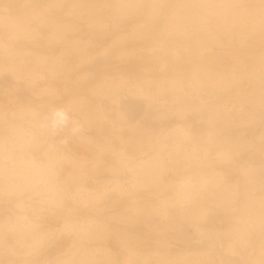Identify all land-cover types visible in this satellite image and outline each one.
<instances>
[{
  "label": "bare ground",
  "instance_id": "6f19581e",
  "mask_svg": "<svg viewBox=\"0 0 264 264\" xmlns=\"http://www.w3.org/2000/svg\"><path fill=\"white\" fill-rule=\"evenodd\" d=\"M129 55L144 74L119 69ZM0 93L2 201L77 215L78 241L115 236L123 254L106 263L264 264V0H0ZM57 108L70 122L46 140ZM71 136L111 158L97 190L78 184L81 161L58 177ZM110 195L125 212L79 211ZM0 217L20 248L48 224Z\"/></svg>",
  "mask_w": 264,
  "mask_h": 264
},
{
  "label": "rangeland",
  "instance_id": "374dc122",
  "mask_svg": "<svg viewBox=\"0 0 264 264\" xmlns=\"http://www.w3.org/2000/svg\"><path fill=\"white\" fill-rule=\"evenodd\" d=\"M123 62L124 63L119 64L117 66L120 67L119 69L124 70L125 73H127L128 75L130 73L134 76H140L144 74L143 61L139 62L142 68L140 71L137 72H134V69L130 67V63L136 62L134 59H131L130 55L126 56L123 59ZM109 69L110 67H106L103 69H98L96 70V72L99 74L101 71H106ZM95 81L96 79L93 80V82ZM10 96H13V93H11ZM8 108L9 104L6 101V97L2 93H0L1 123L3 115L5 114ZM25 114H29V112L26 111ZM185 120L186 119L182 120V122H184ZM176 121L177 120H174V122ZM0 126V137L4 139H12L10 134H7L5 128H2V124H0ZM75 126L76 130L87 132L90 129L89 127H91L92 125L88 126L86 124H83V122H79L78 125ZM60 131L61 129L53 130L49 133L46 140H55L57 136H63ZM66 140V145L72 147L75 156L71 159L64 158L58 161L57 166L59 179L64 181L67 173L70 171V166L72 162L81 161V171L84 174L85 180L78 184L84 189H86V192L90 189L93 190L94 188L95 190H97L100 182L104 181V179H107L108 177H111V174L108 173L111 168V158L105 157L104 159V157L102 156H94L92 154H89V149L86 144L81 142L76 137L71 136ZM43 145H40L37 150ZM30 153L38 160V154L36 155V153L32 152L31 150ZM219 168L225 171V173H227V169L226 167H224V165H220ZM0 193V195L3 194V192ZM25 194L27 195L20 196L21 199L27 200V196L33 195L34 192L31 193V191H26ZM114 197L115 195H110L109 199H105L104 201L97 203L96 207H91V204L89 203H82L81 205L79 204V211L83 214H89L93 216L95 215V217L105 222L109 220V214L114 213L117 215L119 213L125 212V201H113ZM64 207L68 208L70 206L67 204L64 205ZM4 211H13L18 215H28L32 224H38V222H48V224H50H41L40 229L44 231V234H41L40 236H38L37 234L33 237H26L25 244L20 248L18 242H15V239L12 237V235L10 233L5 232L7 224H4V219L0 217V227H2L3 229L1 235L4 238L0 241V248H2L3 251L0 252V264H6L7 260L12 262V264H25L22 262L23 260H25L26 262H30L27 264H115L113 262L106 263L105 261L107 259H110L111 261L118 260L123 254L122 249L120 248L118 243H116L112 239V237L115 236H111L110 239L104 242L98 240H75L72 232H67L65 230V227L67 225L65 223L71 222V220L76 219L77 215H70L68 216V218L63 215H57L56 217L55 214H58L56 211H53V213L49 212L44 206L38 209V205L31 207V205L28 203L19 204L15 201L6 202L2 201V199L0 198V214H3ZM4 243L7 245V247L11 248L10 251L6 252L4 250ZM78 245L90 247L91 250H87L85 252H82L81 250L74 251V247ZM97 247H99V250L95 251ZM102 247H106L108 251L106 250V253H103L100 250ZM170 247L172 250L170 251V253H176L183 249V245L176 240L170 241ZM45 256L50 258L46 262H44Z\"/></svg>",
  "mask_w": 264,
  "mask_h": 264
},
{
  "label": "clouds",
  "instance_id": "9594fccd",
  "mask_svg": "<svg viewBox=\"0 0 264 264\" xmlns=\"http://www.w3.org/2000/svg\"><path fill=\"white\" fill-rule=\"evenodd\" d=\"M70 116L68 112L62 108L54 109L49 121L52 129H61L68 126L70 122Z\"/></svg>",
  "mask_w": 264,
  "mask_h": 264
}]
</instances>
